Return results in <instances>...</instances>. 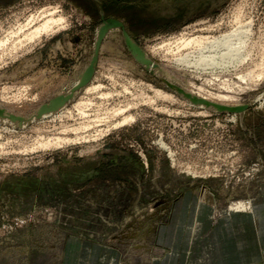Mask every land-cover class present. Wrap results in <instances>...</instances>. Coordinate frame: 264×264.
<instances>
[{
	"label": "rangeland",
	"instance_id": "1",
	"mask_svg": "<svg viewBox=\"0 0 264 264\" xmlns=\"http://www.w3.org/2000/svg\"><path fill=\"white\" fill-rule=\"evenodd\" d=\"M0 114V264H150L207 199L264 235V0H0Z\"/></svg>",
	"mask_w": 264,
	"mask_h": 264
},
{
	"label": "crops",
	"instance_id": "2",
	"mask_svg": "<svg viewBox=\"0 0 264 264\" xmlns=\"http://www.w3.org/2000/svg\"><path fill=\"white\" fill-rule=\"evenodd\" d=\"M206 202L209 210L201 207L198 212L196 202L179 205L178 218L183 216L189 226L183 234L177 227H172L171 233H163L162 239L169 242L172 253L154 259L150 264H260L264 235L260 232L262 228L259 227L258 214L254 217L247 214L253 207L234 206L228 217H221L212 225V201L207 199ZM197 227L198 230L194 232ZM74 245L79 247L76 251L80 253L78 256L74 253L76 264H118V254L113 250L83 242Z\"/></svg>",
	"mask_w": 264,
	"mask_h": 264
},
{
	"label": "bare ground",
	"instance_id": "3",
	"mask_svg": "<svg viewBox=\"0 0 264 264\" xmlns=\"http://www.w3.org/2000/svg\"><path fill=\"white\" fill-rule=\"evenodd\" d=\"M243 30V29H242ZM239 32V31H238ZM236 33V32H235ZM234 34V33H233ZM240 35V34H239ZM238 35V36H239ZM230 36V35H229ZM240 38V37H239ZM227 39V38H226ZM129 41V40H128ZM240 41V40H239ZM242 42V41H241ZM188 43V42H187ZM193 43H195V41L194 40H190L189 41V43L188 44H193ZM129 44H130V48H131V50H133L134 48H133V45L131 44V42L129 41ZM196 44H197V42H196ZM201 44V43H200ZM199 44V45H200ZM203 44V43H202ZM240 46V45H239ZM238 46V47H239ZM199 46H197V48H198ZM233 48H237V47H233ZM228 51L230 50V48L228 47V49H227ZM239 51V50H238ZM216 52H217V50H216ZM136 53V52H135ZM219 53V52H218ZM228 54V53H227ZM235 56V55H234ZM210 58V60H209V62L212 64V63H215V61L217 60V58H216V56H212V57H209ZM230 59L231 60H233V58H232V56L230 57ZM219 61V60H218ZM223 61V60H222ZM234 61H236V60H234ZM242 62V61H241ZM240 62V63H241ZM225 63V62H224ZM219 64V63H218ZM206 66V65H205ZM223 66H224V64H223ZM0 115H2V114H0Z\"/></svg>",
	"mask_w": 264,
	"mask_h": 264
}]
</instances>
